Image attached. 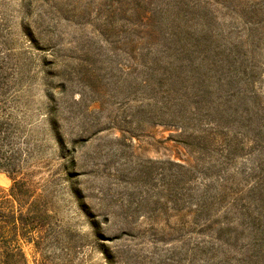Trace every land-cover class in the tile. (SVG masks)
Masks as SVG:
<instances>
[{"label":"rangeland","instance_id":"obj_1","mask_svg":"<svg viewBox=\"0 0 264 264\" xmlns=\"http://www.w3.org/2000/svg\"><path fill=\"white\" fill-rule=\"evenodd\" d=\"M0 95L1 264H264V0H0Z\"/></svg>","mask_w":264,"mask_h":264},{"label":"trees","instance_id":"obj_2","mask_svg":"<svg viewBox=\"0 0 264 264\" xmlns=\"http://www.w3.org/2000/svg\"><path fill=\"white\" fill-rule=\"evenodd\" d=\"M2 98L0 95V99ZM5 130L4 123L0 122V141L5 139ZM14 157V153L4 154L0 149V170L9 171L13 182L8 194L11 198L4 194L0 195V234H4L8 229L6 233H10L13 241L18 236L32 241V232H37L39 240H42L43 230L49 225L51 216L47 207L41 205L40 199L34 198L35 191L31 189L27 177H19L21 173L13 167ZM17 253L21 254L19 251Z\"/></svg>","mask_w":264,"mask_h":264}]
</instances>
